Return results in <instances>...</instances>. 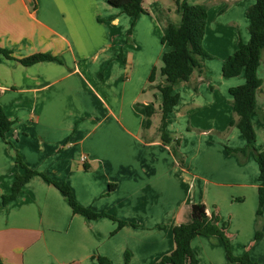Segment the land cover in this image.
<instances>
[{
	"label": "crops",
	"instance_id": "obj_1",
	"mask_svg": "<svg viewBox=\"0 0 264 264\" xmlns=\"http://www.w3.org/2000/svg\"><path fill=\"white\" fill-rule=\"evenodd\" d=\"M256 0H188L208 4L203 46L188 81L175 90L180 101L167 130L183 136L182 165L162 139V95L149 81L169 50L162 42L169 23L180 24L175 0H144L137 18L108 0H0V48L15 58L35 53L61 60L24 65L0 58V104L13 120L0 133V258L4 264H155L175 248L173 229L192 220V205L204 203L229 236L234 254L246 252L264 264V206L258 219L260 168L244 147L230 88L245 74L225 77L224 62L240 40L250 39L248 8ZM131 34H128L129 29ZM161 63V64H160ZM157 74V73H156ZM262 85L252 120L256 146L264 149V55ZM154 103L146 126L145 104ZM25 164L70 185L76 200L111 217L88 219L74 212L66 196L42 175L25 183L6 205L17 168ZM87 159L82 161V156ZM262 231L256 239L257 231ZM198 264H231L221 239L192 240ZM241 264V263H237Z\"/></svg>",
	"mask_w": 264,
	"mask_h": 264
},
{
	"label": "trees",
	"instance_id": "obj_2",
	"mask_svg": "<svg viewBox=\"0 0 264 264\" xmlns=\"http://www.w3.org/2000/svg\"><path fill=\"white\" fill-rule=\"evenodd\" d=\"M182 14L180 24L169 23L167 31L162 37V42L168 44L171 49L162 55L163 65L161 73L166 77V83L158 85L162 95V139L166 145L171 147L172 152L178 161L184 165L185 156L180 152L181 138L173 136L168 130V116L180 101V94L176 92L175 85L179 81H188L196 68H201L200 57L212 58L213 56L206 51L203 46V39L206 33L208 21V4H191L188 0H175ZM109 4L122 10L133 18H137L141 13H147L144 8V0H108ZM247 16L250 20L249 31L250 39L248 42L240 40L236 51L224 62L222 73L225 77H235L245 74V82L230 88L232 95V106L236 117L230 122V126H237L246 139L244 147L232 148L227 146L229 153H239L247 155L253 151L256 161L260 168L259 174V205L258 219L263 214L264 206V149L260 150L256 146V129L253 124L252 115L258 109L257 90L262 85V79L258 75V68L261 64L262 53L264 52V0H256L248 8ZM130 28L128 34H131ZM15 58L11 51L0 48V58ZM24 65L45 60H61L58 57L44 52L35 53L18 59ZM157 67L154 66L149 75V81H154ZM146 109V126L152 123V116L155 112L154 103L144 105ZM11 120L3 106L0 104V133L6 138L7 133L12 129ZM17 168H22L23 173L17 169L12 191L3 196V204H7L18 197L26 182L34 175H42L49 183L58 187L66 196L74 212L84 215L88 219L100 217H111L118 222L115 234L122 228L126 221L120 220L107 212H95L91 208L81 205L75 198L70 185L59 182L43 172L28 167L23 161L22 155L16 151ZM175 248L170 253L163 255L155 264H198L197 252L192 247V240L204 235L211 238H219L223 242L228 260L231 264H262L253 260L249 253L236 255L233 252L229 236L218 224L216 217L208 214L204 203L192 205V220L189 223H181L174 227ZM262 231H257L256 239H260ZM100 264H112L107 256H96ZM130 256L126 255L125 264H129ZM0 264H4L0 258ZM65 264H77L68 262Z\"/></svg>",
	"mask_w": 264,
	"mask_h": 264
},
{
	"label": "rangeland",
	"instance_id": "obj_3",
	"mask_svg": "<svg viewBox=\"0 0 264 264\" xmlns=\"http://www.w3.org/2000/svg\"><path fill=\"white\" fill-rule=\"evenodd\" d=\"M167 48L170 50L171 49V47L169 46V45H167ZM169 50H166V51H169ZM165 52V51H164ZM163 52V53H164ZM163 55V54H162ZM162 55H161V59H160V62L162 61ZM262 55H264V52L262 53ZM162 63V62H161ZM160 63V64H161ZM162 65H163V63H162ZM162 65H161V67H162ZM154 66H156L157 67V74H156V77H155V79L157 80L158 79V77H159V75H162V73H161V67H160V65H157V64H155ZM153 66V67H154ZM163 76V75H162ZM234 118H235V116H233ZM177 137H180L181 138V141H182V138H183V136L181 135V134H178V136ZM179 149H180V152L181 153H183L182 152V150H181V145H180V147H179ZM184 154V153H183ZM184 156H185V154H184Z\"/></svg>",
	"mask_w": 264,
	"mask_h": 264
},
{
	"label": "built area",
	"instance_id": "obj_4",
	"mask_svg": "<svg viewBox=\"0 0 264 264\" xmlns=\"http://www.w3.org/2000/svg\"><path fill=\"white\" fill-rule=\"evenodd\" d=\"M81 159H82V161H85L87 159V156L83 155Z\"/></svg>",
	"mask_w": 264,
	"mask_h": 264
}]
</instances>
